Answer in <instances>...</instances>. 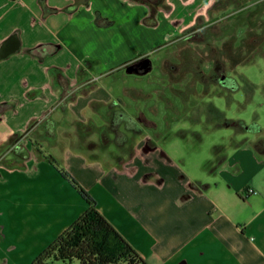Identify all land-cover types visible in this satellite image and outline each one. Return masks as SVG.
<instances>
[{
  "label": "crops",
  "instance_id": "obj_1",
  "mask_svg": "<svg viewBox=\"0 0 264 264\" xmlns=\"http://www.w3.org/2000/svg\"><path fill=\"white\" fill-rule=\"evenodd\" d=\"M229 1L0 0V147L16 156L0 164V264H31L86 209L37 144L149 264H264L256 137L213 152L198 176L144 138L131 156L93 145L98 126L116 140L105 143L125 141L111 89L117 71L147 72L146 55L200 18L225 17ZM143 57L147 68L134 70Z\"/></svg>",
  "mask_w": 264,
  "mask_h": 264
},
{
  "label": "rangeland",
  "instance_id": "obj_2",
  "mask_svg": "<svg viewBox=\"0 0 264 264\" xmlns=\"http://www.w3.org/2000/svg\"><path fill=\"white\" fill-rule=\"evenodd\" d=\"M228 4L227 15L217 22L207 25L208 20L200 18L168 46L146 55L151 67L147 72L117 71L111 89L121 109L118 116H127L134 129L121 123L126 137L116 146L105 143L116 141L107 125L98 126L96 148L131 156L144 138L146 145L153 141L179 157L184 170L198 176L206 175L203 171L213 152L218 156L252 137L264 144V130L254 136L246 129L221 125L222 119L209 111L214 104L226 117L264 126V0ZM100 82L107 84L108 79ZM79 134L86 143V133L80 130ZM10 153L7 145L0 147V164L16 159Z\"/></svg>",
  "mask_w": 264,
  "mask_h": 264
},
{
  "label": "trees",
  "instance_id": "obj_3",
  "mask_svg": "<svg viewBox=\"0 0 264 264\" xmlns=\"http://www.w3.org/2000/svg\"><path fill=\"white\" fill-rule=\"evenodd\" d=\"M141 1L148 3L152 0ZM138 63L142 66H138ZM144 63H146V58H141L138 62L132 63L131 66L138 71L145 67ZM213 69L217 70L216 63H214ZM81 70L82 68L79 69V73ZM208 107L212 114L216 113L218 116H215L216 119H222L221 125L240 127L246 129V131L259 130L258 125L255 123H252L255 124L254 126L245 123L242 119L226 117L224 111L214 104ZM117 118L118 122L131 125L127 116L121 114V117L118 116ZM143 121H145L144 118ZM255 127L256 129H254ZM36 148L83 198L86 209L41 250L32 259L31 264H48L51 260L61 261L62 264H149L114 228L108 219L99 212L95 198L87 189L66 168L61 166L51 154L43 151L39 144Z\"/></svg>",
  "mask_w": 264,
  "mask_h": 264
},
{
  "label": "flooded vegetation",
  "instance_id": "obj_4",
  "mask_svg": "<svg viewBox=\"0 0 264 264\" xmlns=\"http://www.w3.org/2000/svg\"><path fill=\"white\" fill-rule=\"evenodd\" d=\"M137 65H138V66H140V64H139V63H138ZM141 65H142V64H141Z\"/></svg>",
  "mask_w": 264,
  "mask_h": 264
}]
</instances>
